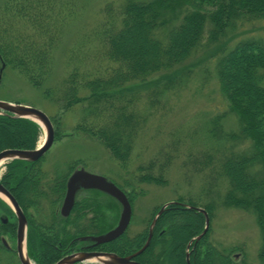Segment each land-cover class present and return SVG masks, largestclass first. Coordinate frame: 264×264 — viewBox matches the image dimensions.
Here are the masks:
<instances>
[{"label": "trees", "instance_id": "obj_1", "mask_svg": "<svg viewBox=\"0 0 264 264\" xmlns=\"http://www.w3.org/2000/svg\"><path fill=\"white\" fill-rule=\"evenodd\" d=\"M52 4V0H5L0 11V64L19 73L36 90L44 88L49 81L61 32L56 28L51 33L50 25L39 24L33 16L40 10L47 12ZM118 9L114 18L110 6L104 9L110 18L95 34L105 61L114 67L105 73L99 68H91L83 75L73 71L58 86L46 89L42 97L60 106L61 111L81 108L82 121L73 134L59 136L57 133L58 139L81 133L96 141L124 168L149 117L147 109L144 113L138 110L141 102L148 101L152 106L180 88L178 76L182 73L177 71L203 47L205 36L208 42L218 43L240 22H264V0H122ZM20 19L29 23L28 30L17 29L16 22ZM218 55L215 58L218 90L228 104L229 113L238 121L239 133L224 134L222 118L218 117L209 123L206 137L219 149L242 140L250 143L251 150L248 155L225 150L219 158L206 156L202 166L204 170L210 168V181L214 186H226L220 205L255 217L261 233L259 262L264 264V78L260 74L264 72V45L241 43L230 51L222 49ZM156 77L160 81H152ZM80 92H86V97L81 98ZM40 136L41 130L35 123L0 116V153L32 151ZM41 163L28 167L12 162L6 166L1 183L24 213H30L33 218L27 243L42 262L36 261V264H54L60 256L53 247L71 239L65 232L69 220L55 218L65 183L78 168V163L71 164L65 173H52V176L55 174L53 179L41 171ZM138 181L164 184L161 177H140ZM129 184L126 182L125 186L130 188ZM118 188L133 205L136 193ZM91 195L89 200L75 207L74 237L103 235L118 221L119 206L114 201L98 193ZM175 203L203 209L210 222L216 209L213 202L201 207L192 200L185 204L179 199ZM0 208L12 216L1 203ZM87 214L91 215L89 219H86ZM56 227L62 229L61 235L56 233ZM148 227L133 238L126 233L95 250L119 257L130 256L146 243ZM203 229L202 215L172 205L159 218L149 247L135 261L139 264H186V247ZM2 231L11 237L14 235L13 226L4 227ZM36 231L41 235L37 236ZM209 235L210 227L195 247L194 244L190 246V264H235L231 256L240 250L220 251L208 243Z\"/></svg>", "mask_w": 264, "mask_h": 264}, {"label": "rangeland", "instance_id": "obj_2", "mask_svg": "<svg viewBox=\"0 0 264 264\" xmlns=\"http://www.w3.org/2000/svg\"><path fill=\"white\" fill-rule=\"evenodd\" d=\"M52 1L48 13L40 10L33 16L39 24L50 25L51 33L56 28L61 32L49 81L44 88L36 90L24 77L8 67L3 70L0 81V102L36 109L51 122L55 140L43 158V173L48 177L54 172L65 173L71 164L78 163V168L107 179L126 193L134 191L132 219L127 231L129 238L145 231L156 215L154 213L168 203L182 199L187 204L192 200L201 207L213 202L216 209L210 222L208 243L220 251L240 250L231 256L235 264H261V233L255 217L251 213L220 205L226 186H214L210 181V168L204 170L202 165L206 156L219 158L225 150L250 154V143L247 141L238 140L219 149L206 135L209 123L218 117L222 118L224 134L239 133L238 121L229 113L228 104L218 90L215 58L222 49L230 51L241 43L264 45V22H240L233 32L218 43L208 42L205 36L203 47L177 71L182 73L178 76L180 88L155 101L152 106L148 101L141 102L138 110L144 113L147 109L149 117L134 144L129 162L123 168L96 141L81 133L58 139L57 133L59 136L73 134L74 128L82 121L81 108L77 106L61 111L60 106L52 105L42 97L46 89L58 86L73 71L82 74L91 68H99L105 73L114 67L105 61L95 34L102 30V24L110 18L104 9L110 6L114 18L119 13L122 0ZM4 3L5 0H0V11ZM28 24L25 19H20L16 27L20 31L28 30ZM260 74L264 78V72ZM158 78L152 81H160ZM86 95V92L79 94L81 98ZM143 97L146 98L145 93ZM43 140L42 131L38 146ZM167 158H170L169 162ZM5 173L6 169H2L0 179ZM146 176L161 177L164 184L138 181L140 177ZM126 182L130 183V188L125 186ZM6 241L11 248H15V236L6 238Z\"/></svg>", "mask_w": 264, "mask_h": 264}, {"label": "water", "instance_id": "obj_3", "mask_svg": "<svg viewBox=\"0 0 264 264\" xmlns=\"http://www.w3.org/2000/svg\"><path fill=\"white\" fill-rule=\"evenodd\" d=\"M4 66H2V69ZM1 73V71H0ZM0 116L8 117L12 120H28L38 125L44 131V141L42 145L33 151L8 150L0 153V164L9 162H24L28 164L37 163L52 147L55 137L50 120L40 111L22 105L0 102ZM80 190L98 191L118 203L121 208L118 223L114 229L108 233L91 237L87 241L94 247L109 244L121 238L128 229L131 221V206L123 192L116 186L108 182L105 178L91 175L83 169L75 171L68 179L66 193L61 208V216L67 217L74 205L75 195ZM0 201L12 212L16 219V253L20 264H31L27 255V222L21 209L14 198L0 185ZM172 205H178L185 210H194L204 217V229L200 235L195 237L186 247V264L189 262V249L192 244L194 247L205 237L209 229V217L202 209H196L189 206H182L178 203H168L164 205L154 216L148 230V238L144 246L133 255L128 257H119L115 254L107 253H88L73 255L56 264H139L135 259L142 255L152 240L154 228L159 218ZM86 240V239H85ZM5 244V243H4Z\"/></svg>", "mask_w": 264, "mask_h": 264}, {"label": "flooded vegetation", "instance_id": "obj_4", "mask_svg": "<svg viewBox=\"0 0 264 264\" xmlns=\"http://www.w3.org/2000/svg\"><path fill=\"white\" fill-rule=\"evenodd\" d=\"M40 162H42V159L39 160L37 163H34V164H28V163H24V162H21V163L27 165L28 167H31L32 165H37ZM5 169H6V167H5ZM41 171H42V169H41ZM71 174H70V176H71ZM54 175L55 174H53V176L50 175L49 177L51 179H53ZM69 177H68V179H69ZM2 178L3 177H1V179H0V185L5 189V187L1 183ZM68 179H67V181L65 183V192H64L63 199L60 202L58 210H57L58 217L55 218V219H57L59 221L60 220H63V221H68L69 220V223L66 225L65 232H66V234L69 235V237H71V239L69 240V242H59L58 244H56L53 247L54 252L57 253V255L60 256V258L54 264L58 263L59 261L63 260L64 258L73 256V255L88 254V253H105V252H100V251L95 250L97 247H94L91 242L87 241V239H89L91 237H98V236L77 235L76 237H74L75 230H74V225L73 224L75 223V220H74L75 218H74V213L73 212L75 210L76 205L78 203H80V202H83L84 200H89V198L92 196L91 195L92 193H98L102 197H106V196L104 194L98 192V191L80 190L75 195L74 205H73V208H72L70 214L66 218L62 217L61 216V208H62L63 201H64V198H65L66 185H67ZM6 191L9 192L8 190H6ZM9 194L11 195L10 192H9ZM80 196L81 197L83 196V198L82 199H77ZM98 200L100 201L101 197H99ZM0 203L4 207H6L5 204H3L1 201H0ZM19 208H20V206H19ZM6 209L11 213L12 216H9V214L4 213V210L2 208H0V212H1V216H0V231H2L4 229V227L11 228V226H13L14 227V235L13 236H15V241H16V229H17L16 219L14 218L12 212L7 207H6ZM21 211L23 212V214L25 216V219H26V222H27V238H28L29 233H30V228H31L30 222L33 221V218H32L30 213H29L30 215L29 214L26 215L22 209H21ZM83 213H87V212L83 211ZM89 214H87V218L86 219H89L91 217V215H89ZM36 218H38V217L36 216ZM52 223H53V221H52ZM39 224H41V223H38L37 225H39ZM77 226H78V228L81 226L80 221L77 222ZM82 230H83V228H82ZM56 233H59L61 235L62 234V229L59 230V228L56 227ZM36 235L40 236L41 233L36 231ZM8 237H11V236L8 235L7 232L4 231V233H3V231H2V233H0V264H20L19 260H18V257H17V253H16V242H15V248H11L9 246L8 242L6 241V238H8ZM26 240L28 242V239H26ZM27 255H28V258H29V260L31 261L32 264H36V261H40V263H42L41 260L39 259L38 255L36 253H33L31 251V249L28 248V243H27Z\"/></svg>", "mask_w": 264, "mask_h": 264}, {"label": "bare ground", "instance_id": "obj_5", "mask_svg": "<svg viewBox=\"0 0 264 264\" xmlns=\"http://www.w3.org/2000/svg\"><path fill=\"white\" fill-rule=\"evenodd\" d=\"M0 165H1V166H0V172H1L5 164L2 163V164H0Z\"/></svg>", "mask_w": 264, "mask_h": 264}]
</instances>
